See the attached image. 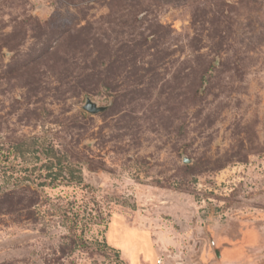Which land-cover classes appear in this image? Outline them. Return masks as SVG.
Wrapping results in <instances>:
<instances>
[{
	"label": "rangeland",
	"instance_id": "374dc122",
	"mask_svg": "<svg viewBox=\"0 0 264 264\" xmlns=\"http://www.w3.org/2000/svg\"><path fill=\"white\" fill-rule=\"evenodd\" d=\"M224 245L264 264V0H0V264Z\"/></svg>",
	"mask_w": 264,
	"mask_h": 264
},
{
	"label": "crops",
	"instance_id": "0c3cea01",
	"mask_svg": "<svg viewBox=\"0 0 264 264\" xmlns=\"http://www.w3.org/2000/svg\"><path fill=\"white\" fill-rule=\"evenodd\" d=\"M222 259L224 264H236L237 261H241L242 257L245 258V251L239 248L228 247V245H224L222 251ZM135 264V263H133Z\"/></svg>",
	"mask_w": 264,
	"mask_h": 264
},
{
	"label": "water",
	"instance_id": "95a60500",
	"mask_svg": "<svg viewBox=\"0 0 264 264\" xmlns=\"http://www.w3.org/2000/svg\"><path fill=\"white\" fill-rule=\"evenodd\" d=\"M84 108H85L86 111H88V112H90L92 114H96V113H98V112L103 110V109L97 107L96 104L91 102L90 100H88L86 102V105H85Z\"/></svg>",
	"mask_w": 264,
	"mask_h": 264
},
{
	"label": "trees",
	"instance_id": "16d2710c",
	"mask_svg": "<svg viewBox=\"0 0 264 264\" xmlns=\"http://www.w3.org/2000/svg\"><path fill=\"white\" fill-rule=\"evenodd\" d=\"M69 172H70V176L72 180H77V182L82 183V179L80 175H77V171L75 170V168L73 167H69ZM78 173H80V171L78 170Z\"/></svg>",
	"mask_w": 264,
	"mask_h": 264
}]
</instances>
